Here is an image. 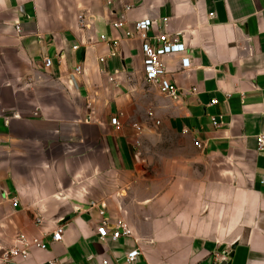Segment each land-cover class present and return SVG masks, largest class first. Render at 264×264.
<instances>
[{"label": "crops", "instance_id": "0c3cea01", "mask_svg": "<svg viewBox=\"0 0 264 264\" xmlns=\"http://www.w3.org/2000/svg\"><path fill=\"white\" fill-rule=\"evenodd\" d=\"M145 18L187 46L178 100L127 36ZM263 133L264 0H0V264H264ZM21 233L48 249L9 256Z\"/></svg>", "mask_w": 264, "mask_h": 264}, {"label": "built area", "instance_id": "2783aa9c", "mask_svg": "<svg viewBox=\"0 0 264 264\" xmlns=\"http://www.w3.org/2000/svg\"><path fill=\"white\" fill-rule=\"evenodd\" d=\"M214 15V14H211ZM168 22L167 18L163 19V23L166 24ZM155 21L151 18H145L139 20L135 23L134 29L129 30L127 32L128 37H139L142 41V50L144 54V74L145 79L150 84L157 86L160 91L166 96L178 100L180 98V88L171 82L168 78V71L164 61V57L167 55L175 54V53H185L187 51L186 44L181 41L179 34H170L167 32H156L150 35V30L154 26ZM124 25V21H120L114 23L115 27H122ZM17 29L21 31L20 26H17ZM102 39L106 42H109V38L105 35H102ZM115 46H117V41L112 42ZM112 55H116V51L112 52ZM103 60V59H102ZM45 66L51 67L53 65V58L46 57L44 59ZM183 67H189L191 65V61L189 56H185L182 60ZM82 66L78 65L76 68L77 72L82 71ZM217 100H213V104H216ZM150 115H154V113H150ZM212 122L215 127L221 126V121L218 117H213ZM112 123L116 126L122 124L120 116L114 117L112 119ZM138 130H142V127L139 124H136ZM257 145L258 150L264 155V133L257 136ZM197 146L202 147L200 141H197ZM261 182L264 184V175L261 177ZM14 205H18V200H14ZM104 213V212H102ZM37 221L40 223L42 219L38 218ZM64 233L63 226H60L54 233L53 239L55 241H60L62 239ZM98 233L100 238L106 240L109 236H111L114 240H118L121 236H132V229L125 223L120 224L116 231L110 233L108 229V220L104 219L101 226L98 228ZM17 245L15 248L11 249L9 252V256H22L28 257L33 248L47 250L48 245L43 242L40 237L34 236L29 238L26 234L21 233L17 237ZM141 254L140 249H133L126 255V264H136L139 256ZM49 264H57V261H50Z\"/></svg>", "mask_w": 264, "mask_h": 264}, {"label": "rangeland", "instance_id": "374dc122", "mask_svg": "<svg viewBox=\"0 0 264 264\" xmlns=\"http://www.w3.org/2000/svg\"><path fill=\"white\" fill-rule=\"evenodd\" d=\"M159 90H160V89H159ZM160 92H161V91H160ZM161 93H162V92H161ZM162 94H163V93H162ZM163 95H165V94H163ZM165 96H166V95H165ZM151 112L154 113L153 111H151ZM151 112H149V117L151 118V120H152L153 122H156V123L159 124L161 120L157 118V116H156L155 113H154V115H150Z\"/></svg>", "mask_w": 264, "mask_h": 264}, {"label": "water", "instance_id": "95a60500", "mask_svg": "<svg viewBox=\"0 0 264 264\" xmlns=\"http://www.w3.org/2000/svg\"><path fill=\"white\" fill-rule=\"evenodd\" d=\"M237 244H233L232 251L228 254L229 256L234 255V250L236 249ZM220 264H227V260H223Z\"/></svg>", "mask_w": 264, "mask_h": 264}]
</instances>
